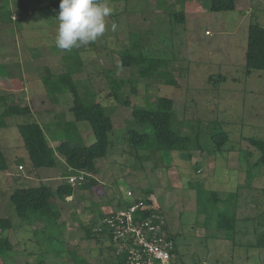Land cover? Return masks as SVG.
Instances as JSON below:
<instances>
[{"label":"rangeland","instance_id":"rangeland-1","mask_svg":"<svg viewBox=\"0 0 264 264\" xmlns=\"http://www.w3.org/2000/svg\"><path fill=\"white\" fill-rule=\"evenodd\" d=\"M52 1L55 0H11L10 3L0 0V42L3 37V42L11 43L25 37L23 40L28 43L22 41L24 46L20 51L13 45L11 48L3 45L7 56H3L5 63L0 62L2 76L7 66H17L8 63L16 54L23 56L24 62L21 64H26L25 60L30 63L32 60L39 63L41 58L44 60L45 53L40 52L43 48L39 45L37 49V43L48 44L54 50L58 20L49 4ZM107 3L114 8V12L106 18V30L102 37L86 47L71 51L59 48V54L46 51V59L42 63V66L52 67V70L44 72L42 79L49 75L72 74L84 102L102 104L114 119L115 129L109 133L114 144L107 157L97 163L99 184L93 186L96 188L94 191L88 189L92 194H86L84 203L79 201L75 206H63V213L67 215L64 216L63 231L54 228L46 232L40 225L36 231L38 238L31 237V241H26L25 235L32 232L29 225L23 226L24 237L14 233L16 230L0 231V238H10L14 246L8 257L0 258V264H74L70 251L78 250L76 243L81 236H85L86 230L83 229L88 228L80 229L83 222L79 214L91 218V201L95 206L102 203L105 209L110 203L114 206L117 202L124 203L129 190L137 197L152 200L165 216L175 240L178 258L186 264H264L261 261L264 250L257 251L262 248L252 249L248 241L243 246L235 247L220 241L219 235L222 233L217 228L214 205L204 201L207 211L198 213L197 193L190 189L192 183H201L223 198L226 193L235 192L237 195L229 202L231 214L238 220L243 217L250 219V229L255 230L258 223L264 226V194H259L257 199L254 192L255 188L258 192H264V169L253 171L258 178L252 188V181L247 184L249 167L244 154H252L248 160L249 164L254 165L259 152L245 139H264V71H253L249 75L245 67L248 27L254 23L264 27V0H245L239 3L240 12H213L211 0H127ZM181 14L185 16L184 21L176 17ZM113 24L116 25L115 31L112 30ZM207 31L211 33L209 37L206 36ZM133 51L164 60V71L173 74L178 86L165 85L157 76L153 79L140 78L137 71L123 67L121 57ZM113 80L126 81L119 94L123 98L128 97L132 107L125 108L116 100ZM2 81L0 79L4 85ZM133 84L137 87L136 94L131 90ZM44 85V82L36 83L30 91L45 89ZM59 96L64 97H61L63 102L58 109L68 111L72 96L66 93ZM160 97L175 102L172 128L181 135L190 136L195 143L198 137L203 151L133 150L129 132H151L150 125L134 121L133 106L152 109ZM14 103L24 104L19 101ZM37 106L42 107L41 104L34 105L35 108ZM23 120V117L16 116L8 120L9 127L0 129L1 136L5 132L8 134V149L14 150L10 160V170L13 171L7 174L0 172V217L11 218L14 226L23 225L25 221L16 216L15 208L9 202L13 188L32 186L16 184L15 181V173L21 176L30 174L32 168L16 127ZM83 124L93 134L90 125ZM217 131L226 132L230 139L221 151L216 150L210 137ZM61 137L65 138L64 135ZM95 139L89 145L95 143ZM229 149L235 151L230 154ZM16 157L26 168L23 172L18 171ZM232 166L237 168L231 169ZM169 169H172V173ZM46 178L49 185L56 187L52 175ZM75 189L80 190L79 187ZM105 197L110 203H106ZM220 207L224 208V204L221 203ZM73 210L72 218L69 213ZM260 213L263 217L256 221ZM262 233L264 228L257 230L255 243L260 244L259 236ZM97 246L98 249L101 246L105 256L111 258L110 243L101 241ZM99 250V256L104 255ZM253 252L260 257L252 256ZM104 259L106 257L101 256L91 264H107ZM111 264L119 263L111 260Z\"/></svg>","mask_w":264,"mask_h":264},{"label":"trees","instance_id":"trees-1","mask_svg":"<svg viewBox=\"0 0 264 264\" xmlns=\"http://www.w3.org/2000/svg\"><path fill=\"white\" fill-rule=\"evenodd\" d=\"M118 1L126 2L127 0H107V2ZM238 1L211 0V10L213 12L235 11ZM10 2L11 0H8L7 3ZM59 3L60 0L49 3L56 15L59 12ZM176 17H181V21L185 20L183 14ZM121 60L123 67L137 71L140 78L153 79L157 76L162 79L165 85L178 86V81L173 74L164 71L163 67H165L166 63L162 59H154V57H149L143 53L136 54L133 51L132 53L129 52L123 55ZM245 67L249 75L253 71H264V27L258 23L250 24L248 27ZM125 82V80H113V93L116 100L121 102L122 105L132 107L131 100L128 97L123 98L119 94ZM44 84L45 94L50 98L55 99V95L64 93L72 96L73 107L70 111L73 113L76 122H85L90 125L96 142L92 145H85L74 122L63 126V128L60 126L58 137L61 138V142L56 148H53L50 141L51 136L36 120L32 108L25 104H16L5 96H0V129L9 126V119L16 116L23 117L24 120L17 123L16 127L23 140V145L29 154L32 167L35 169L56 168L58 166L56 152H58L65 159L66 165L72 169V174L77 172L91 174V176H87L85 184L79 187L80 190L86 191L97 185V180L93 178V175H97V163L99 160L107 157L110 147L114 144L113 140L109 137V133L115 129L113 118L102 104H87L84 102L79 87L70 73L58 76L49 75L44 79ZM136 88L133 84L131 88L132 93H137ZM155 105L152 109L133 106L132 115L134 121L151 126V132L138 133L135 130L129 132V142L133 150L136 152L184 151L185 153H190L194 150L203 151L198 137L196 139L197 143H195L190 136L181 135L172 128L175 105L173 99L160 97ZM43 111L46 110L40 109L36 113L40 114ZM26 119L31 120L28 121ZM63 135L65 136L64 139L61 137ZM210 137L217 151H221L230 140L229 135L223 131L214 132ZM52 138L55 139L56 137ZM245 140L248 141L255 151L259 152V158L254 165L249 164L248 160L252 154L250 152L244 153L245 161L249 167L246 174L247 184H249L255 178L253 171L264 169V139L251 137ZM228 151H235V149H229ZM212 154L214 155L215 152H212ZM6 170H8V165L5 154L0 146V172ZM190 189L196 190L198 213L207 211V208L204 206V201H207L210 205H214V209L217 212L216 223L218 231L227 234L235 232L238 219L231 214L232 210L229 209V202L237 195L235 192H231L226 200H222L218 192L206 189L201 183H192ZM74 191L75 188L67 183L59 186L57 190H53L45 185L17 188L11 193L9 202L14 206L16 216L24 220L26 225L33 223L43 224L46 231H49L54 230V228L56 229L57 221L60 218V213L54 210L53 207L56 199L65 200L67 197L72 196ZM146 202L154 206L152 200L146 199ZM221 203L224 204V208L220 207ZM154 208L156 207L154 206ZM13 227L14 224L11 218L0 217V231H10ZM86 234L89 239L97 237V234L91 228L87 230ZM259 243L258 245L264 243V233L260 237ZM13 250L14 246L10 238H0V258L8 257ZM70 252H72L70 254L74 264H87L78 255V250ZM115 256L119 264H124V255L117 256L115 254Z\"/></svg>","mask_w":264,"mask_h":264},{"label":"crops","instance_id":"crops-1","mask_svg":"<svg viewBox=\"0 0 264 264\" xmlns=\"http://www.w3.org/2000/svg\"><path fill=\"white\" fill-rule=\"evenodd\" d=\"M243 2H245V0H239L236 3V10L235 11H239V12L241 11L239 8V3H243ZM3 39H4V37H3ZM3 39L0 42V62L3 61L5 63L3 56L4 55L7 56V52H4L3 45L6 44L7 46H10V48L13 45L17 50H19V49L21 50L23 48L22 46H24L25 37H23L21 39V41H17V39H18L17 38L15 43L7 42V41L3 42ZM22 41H24V42H22ZM42 42H43V40H42ZM26 43L27 42H25V44ZM39 45L43 48V49H40L41 51L40 50L39 51L42 53H45L44 57H43L45 59H46V55H47L46 51H48L50 53L58 52V54H59V49L57 47H55L54 50H52L51 47L48 46V44H42V43L38 44L37 43V49L40 48ZM22 57L19 54H16L11 60H9L8 63L9 64L15 63L14 65H17V66H7L8 69L7 70L4 69L3 76L0 74V79H2L3 80L2 82H4V85H2V83L0 82V90H1L0 96L8 97L12 102L19 101V102H22L25 105L31 107L34 114H35L34 116H35L36 120L43 127V129L46 130V132L51 136L50 141H51V145L53 148H56L61 142L60 141L61 138L58 137L59 134H57V131L59 130V132H60L61 127L63 128V126H67V125L72 124L74 122L76 123V129L79 132L80 136L82 137L84 144L89 145L93 141L92 139L94 138V135L90 133L89 129L86 126H83L84 125L83 123H85V122H76L73 113L70 111L72 108V105H73V101H72V105L68 111H62V110L58 109V105L61 102H63L61 100V97H64V96H59L62 94L55 95L56 97H55V99H53V98H50L47 94H45L44 89L38 90L37 92L36 91L31 92L30 91V90H32V88H34V86H33L34 84L39 83V82H44V78L42 79L44 72H46V70H52V67L51 66H42V63L45 60V59L43 60L42 58L40 59L39 63H36L35 60H32L31 61L32 63L25 60L26 64H21L24 62ZM12 67H14V68H12ZM1 69L2 68H0V70ZM8 94H10V96ZM35 104H41L42 107L40 109L46 110V111H43L40 114L36 113L40 109H38V106L35 108L34 107ZM48 104H51V106H47ZM52 104H53V106H52ZM43 105H45V106H43ZM54 105H55V107H54ZM121 108H124V107H121ZM125 108H127V107H125ZM57 118H60V119H57ZM55 129L57 131H54ZM7 137H8L7 132H5V134L3 136H1V134H0V146H1V148L5 154L7 165H8V170L2 172L3 174L11 173L10 171H13V170H10V160L13 157L14 150L12 151V148L8 149V147H10V144L6 141ZM52 137H54V138L56 137V138L53 139ZM231 153L232 152H230V154ZM28 157H29V154H28ZM56 157H57V163H58V166L56 168L35 169L32 167L31 173L25 174L23 176H21L19 173H15V175H16L15 181H17L16 184H32L31 187L45 185V186L52 188L53 190H57V188L59 186L67 183V178L70 175H72V169H70L66 165L65 159L58 152H56ZM29 159H30V157H29ZM18 161H19V158L16 157V162H18ZM17 165H18V171L19 172H23L26 169L24 167V165L20 162H18ZM19 166H23L24 167L23 170H20ZM236 168L237 167H233V166L231 167V169H236ZM59 169L61 170L60 173H59ZM172 169H169L170 173H172ZM156 171H160V170H156ZM164 171H168V170H164ZM98 174H99V169H98V164H97V175ZM48 175L49 176L52 175L55 184H57L56 187L49 185V183H48L49 181L46 178ZM59 175H60V177H59ZM97 175H95V176L93 175V178L98 181L99 180L98 176L100 177V174L98 176ZM257 178H258V175L255 174V178L252 180V182H253V184L251 186L252 188H254V184L257 181ZM7 179L9 180V178H7ZM18 188H23V187H18ZM25 188H29V187H25ZM15 189H17V188H15ZM15 189L13 188V190H15ZM91 189L94 191L96 188L92 187ZM91 189H89V190H91ZM262 189H264V187ZM89 190L80 191V190L75 189L74 194L70 197H67L65 200H61L59 198L56 199L53 207H54V210H56L57 212L60 213V218L57 221L56 229L61 230V231H63L65 229V227H64V225H65L64 216H67V215H66V213L65 214L63 213V211L65 210L63 208V206H65V205H71V206L74 205L75 206L77 203H79V201L81 203H84L83 199H85L86 194L87 195L92 194V191H89ZM255 190L256 191H254V190H251V191L255 192L257 199H258L259 194H261V193L264 194V192H258L259 190L256 188H255ZM146 192L148 193V191H146ZM254 192H251V193L253 194ZM228 195H229V193L228 194L226 193L224 198L220 197V196L219 197L222 200H226ZM104 199L106 200V203L109 202V201H107L106 197ZM130 203H131V199L128 198L124 203H118L117 202V204L115 206L112 205V203H110L108 205V207L105 209V208H102V203H98V204H96L97 206H95V205H93L94 203H92V201H91V207L92 208H91L90 213L95 218L91 219L92 216L90 218L88 215L79 214L80 220H82L81 222H83V223H81L80 229L88 227L89 229L91 228L94 232L97 231L102 226V225H100V223H101L102 219L106 216V214L121 210L122 208L126 207ZM74 211L75 210H73L72 212L69 213V215L72 218H73V212ZM158 212H160V211H158ZM90 213H89V215H90ZM263 213H264V210H263ZM262 217H263L262 213L257 214L256 221H258L259 218H262ZM241 220L243 223L240 222ZM248 223H251V220L246 218V217H243V219L238 220L235 232L232 234H227V233L220 234L219 236L222 239L220 241H223L225 243L227 242V244H229V246H231V247H235L236 245L243 246L245 244V241H248L247 243L249 244V246L252 249L253 248H262V249H258L257 251L264 250V243H262L261 245H258L261 247H257L258 242L255 243V240L258 239V236H256L257 230L264 228V226L262 225V223L256 224V222H255L253 224L258 225V227L255 228V230H254V229H250L252 227H250ZM24 225H26V224H23V225L18 224L17 226H14L13 229H11V230L12 231L16 230V231H14V233H16L17 235L21 234L23 237L26 235V241H29V240L31 241L32 240L31 237H34L35 239L38 238V235H37L38 233H36V231L39 229L40 225L43 227L42 230L46 231L43 224L33 223V224L29 225V229L32 232L24 235V233H23L24 232L23 231ZM87 229L85 228L83 230H86V232H87ZM105 231L106 230L103 227L102 232H95L97 234V237H95L93 239H89L87 237L86 232L84 231L85 236H81V238L76 243V247H77L76 249H78V255L87 264H91L92 262H94V259L99 258L101 256H102V258H103V256H104V258L106 257V259H104V260L107 264H111V260H114L115 263L118 262L117 258L115 256V253H114V247H113L112 243L110 242L111 239L106 234ZM46 232H48V231H46ZM262 234L259 236V239H260V237H262ZM46 238L49 239V237H46ZM101 241L103 243L108 242V244L110 243V245H112V246H109L112 250L111 253L113 254L111 256V258H109V255L105 256L104 252L101 250V246L99 247L100 250L98 249L97 244H98V242H101ZM103 248H106V247H103ZM98 250L100 253H103L104 255L101 254V256H99ZM251 255L252 256L257 255L260 257L259 254L254 253V252L251 253ZM109 259H111V260H109ZM261 261L264 262V253H263V255H261ZM40 262H43V261L41 260Z\"/></svg>","mask_w":264,"mask_h":264},{"label":"built area","instance_id":"built-area-1","mask_svg":"<svg viewBox=\"0 0 264 264\" xmlns=\"http://www.w3.org/2000/svg\"><path fill=\"white\" fill-rule=\"evenodd\" d=\"M206 35L211 33L207 31ZM19 169L22 170L23 166ZM87 176L91 174L77 172L67 178V184L73 188L80 187L85 184ZM127 197L131 203L107 214L95 232H102L105 228L115 254L124 255V264H186L178 258L165 216L131 190Z\"/></svg>","mask_w":264,"mask_h":264},{"label":"clouds","instance_id":"clouds-1","mask_svg":"<svg viewBox=\"0 0 264 264\" xmlns=\"http://www.w3.org/2000/svg\"><path fill=\"white\" fill-rule=\"evenodd\" d=\"M113 12L107 0H60L56 47L71 51L96 41L104 35L106 18Z\"/></svg>","mask_w":264,"mask_h":264}]
</instances>
